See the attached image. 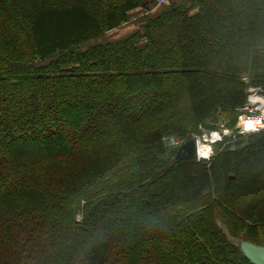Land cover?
<instances>
[{
	"label": "trees",
	"instance_id": "trees-1",
	"mask_svg": "<svg viewBox=\"0 0 264 264\" xmlns=\"http://www.w3.org/2000/svg\"><path fill=\"white\" fill-rule=\"evenodd\" d=\"M156 2L0 0V264H251L241 240L264 245V131L210 160L170 143L233 127L264 87V0Z\"/></svg>",
	"mask_w": 264,
	"mask_h": 264
},
{
	"label": "built area",
	"instance_id": "built-area-1",
	"mask_svg": "<svg viewBox=\"0 0 264 264\" xmlns=\"http://www.w3.org/2000/svg\"><path fill=\"white\" fill-rule=\"evenodd\" d=\"M173 0H157V5L170 4ZM244 77V80H247ZM264 131V87L249 85L246 89V99L239 108V116L236 124L229 127L225 123H220L211 130L203 129L200 133H195L193 138L196 142V158L210 160L216 151L219 143H228L239 135L248 136ZM170 143L175 146L182 145L181 140L170 138Z\"/></svg>",
	"mask_w": 264,
	"mask_h": 264
},
{
	"label": "water",
	"instance_id": "water-1",
	"mask_svg": "<svg viewBox=\"0 0 264 264\" xmlns=\"http://www.w3.org/2000/svg\"><path fill=\"white\" fill-rule=\"evenodd\" d=\"M196 145L193 139L184 143L178 151L180 158L195 157ZM240 251L251 262V264H264V245L252 241H242Z\"/></svg>",
	"mask_w": 264,
	"mask_h": 264
},
{
	"label": "crops",
	"instance_id": "crops-1",
	"mask_svg": "<svg viewBox=\"0 0 264 264\" xmlns=\"http://www.w3.org/2000/svg\"><path fill=\"white\" fill-rule=\"evenodd\" d=\"M137 15V14H135ZM139 26V22L135 21V22H130V23H126L124 25H122L120 28L118 29H114L112 31H109L103 40L105 41H115V40H119L122 39L128 35H130L137 27Z\"/></svg>",
	"mask_w": 264,
	"mask_h": 264
},
{
	"label": "rangeland",
	"instance_id": "rangeland-1",
	"mask_svg": "<svg viewBox=\"0 0 264 264\" xmlns=\"http://www.w3.org/2000/svg\"><path fill=\"white\" fill-rule=\"evenodd\" d=\"M158 7H156V5L154 6V9H157ZM263 14V13H262ZM221 83V82H220ZM220 86L222 87V85L220 84ZM220 123H225L226 125H228L225 121H220ZM248 138V137H247ZM245 139V138H244ZM2 156V155H1ZM174 174V173H173ZM175 175V174H174ZM170 177H171V174H170ZM173 177V176H172ZM175 177V176H174ZM148 189H152V188H154V186H148L147 187ZM82 215V214H81ZM117 216V215H116ZM79 217H81V216H79ZM120 217H115V219H119ZM231 238V240H235V238H232V237H230ZM242 241H246V240H241V242ZM237 242V241H236ZM240 242V243H241Z\"/></svg>",
	"mask_w": 264,
	"mask_h": 264
}]
</instances>
